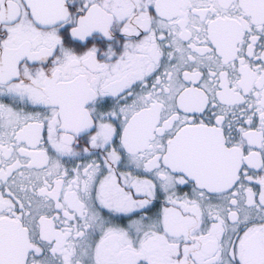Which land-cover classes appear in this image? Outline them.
<instances>
[{
	"label": "snow or ice",
	"instance_id": "1",
	"mask_svg": "<svg viewBox=\"0 0 264 264\" xmlns=\"http://www.w3.org/2000/svg\"><path fill=\"white\" fill-rule=\"evenodd\" d=\"M0 264H264V0H0Z\"/></svg>",
	"mask_w": 264,
	"mask_h": 264
}]
</instances>
